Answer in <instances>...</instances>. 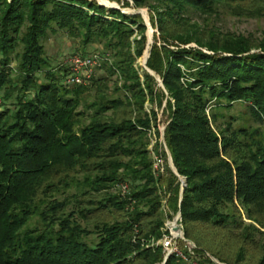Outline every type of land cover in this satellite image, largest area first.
Returning <instances> with one entry per match:
<instances>
[{"label": "trees", "instance_id": "trees-1", "mask_svg": "<svg viewBox=\"0 0 264 264\" xmlns=\"http://www.w3.org/2000/svg\"><path fill=\"white\" fill-rule=\"evenodd\" d=\"M110 1L0 0V264H164L163 193L196 246L190 254L183 243L166 264H215L207 254L264 264V39L191 19L220 9L264 19V0H132L158 30L147 68L165 91L136 67L142 16ZM58 31L102 44L114 63L67 86L68 68L55 70L45 46ZM164 101L182 194L170 166L154 173L148 149ZM238 103L245 119L231 114Z\"/></svg>", "mask_w": 264, "mask_h": 264}, {"label": "rangeland", "instance_id": "rangeland-1", "mask_svg": "<svg viewBox=\"0 0 264 264\" xmlns=\"http://www.w3.org/2000/svg\"><path fill=\"white\" fill-rule=\"evenodd\" d=\"M128 1L131 4V6L128 8H123V3L119 4L117 2H112L116 4L117 6L108 7V8L109 9L111 8L119 9L127 15L140 14L142 16L147 26V32H146L147 47H146V50L143 56L137 60L136 67L140 70L141 74H143L144 71L149 72V69L147 68L146 60L150 54L152 45L155 42L154 35L155 34L159 35V33H158V30L154 29L151 25L149 10L147 8L137 9L134 7L132 0H128ZM191 19L193 22L201 26H209L212 28H217L223 33L230 32V33H235V34H242L244 36H252L255 40L264 39V19H251V18H246V17H239V16H235L230 11L223 10V9H220L218 15L212 18H208L207 16L193 12L191 14ZM136 36L137 35H135L134 37ZM150 40L152 44H150ZM45 46H46L47 55L49 56L55 70H58V66L61 65V62H65L66 59L70 58L73 55H88V54H94V53L98 54V53H102L105 51V48L102 44L96 43V44H92L87 47H84L78 39L71 38L65 32H61V31H58L56 34L51 33L49 35V38L45 41ZM191 46H195V45L193 44ZM108 59H110L109 61L110 64L114 63L113 58H111V56L108 55ZM17 64H18L17 61H14L12 63V66L14 68H17ZM96 75L98 77L99 76L101 77L102 74L100 70L96 71ZM105 75L107 74H104L103 76ZM156 76L158 77L157 78L158 80L156 79L158 82V88L165 91V88H163L162 86L163 82L161 78L158 75ZM115 82H116V77L112 78L111 81L109 82L108 86L111 92L114 88ZM97 93L98 92L96 91V88L90 89V91L86 94L87 104L92 103L94 101ZM165 106H166V101H164L162 107L155 106V109L158 112V118H159L158 119V132L156 131L155 128H152V132L148 133V141H149L148 149L150 153L153 152L156 155L161 156L163 158V162H164L163 166H167V167L170 166L172 171L177 172L174 167V163H172L170 160L171 153L165 141V129H166L167 120H168L167 119L168 115H164ZM80 109H83V106ZM151 109H152L151 103L149 102L146 103L147 112H150ZM245 112H246V109L244 105L241 103H238L235 105L234 109L231 111V114L236 117H243V119H245L247 117L244 115ZM243 119H242V122H243ZM240 121L238 120L237 123H240ZM171 166H173V168ZM162 197L164 201L167 200L166 202H168V198H169L168 195H165L163 193ZM162 212H163L165 223L167 221H173L174 218L179 214V211L176 212L170 208L168 212L163 211V209H162ZM183 243L185 244V248L187 249V251L190 254H194V250L196 246L183 239H180L177 242V246L179 250L181 251V247ZM220 243H222V245L223 244L225 245L223 238L220 241ZM155 244L163 246L162 239ZM236 246L237 244L235 241H229V245L225 246V252L230 254L232 251L236 249ZM164 252H165V256L169 255L165 249H164ZM207 257L210 258L215 264H222L218 260L213 258L210 254H207Z\"/></svg>", "mask_w": 264, "mask_h": 264}, {"label": "built area", "instance_id": "built-area-1", "mask_svg": "<svg viewBox=\"0 0 264 264\" xmlns=\"http://www.w3.org/2000/svg\"><path fill=\"white\" fill-rule=\"evenodd\" d=\"M104 60H108V55L103 57L99 54H88V55H73L70 58L66 59L65 62H62L63 65L68 68L69 72L65 78V83L67 86H87L92 79V76L97 68L101 66V63ZM1 103V100H0ZM152 158L154 161L153 169L154 173L158 175H164L166 173V166H163V158L161 156L156 155L152 152ZM174 173L179 177L181 182V194L185 187V179L180 177L177 172ZM124 192L126 191L125 186L120 187ZM169 197V196H168ZM167 201V200H166ZM163 200L162 209L165 212H168L169 207L167 205L168 202ZM180 227L183 230L182 224V216L181 213L174 218L173 221H167L164 225L163 231V247L168 252L169 255L177 254L183 257L182 252L179 250L177 246V242L180 239L184 238L182 235L177 234L175 232L176 227Z\"/></svg>", "mask_w": 264, "mask_h": 264}, {"label": "water", "instance_id": "water-1", "mask_svg": "<svg viewBox=\"0 0 264 264\" xmlns=\"http://www.w3.org/2000/svg\"><path fill=\"white\" fill-rule=\"evenodd\" d=\"M103 6H106V5H103ZM106 7H107V6H106ZM111 9H116V8H111ZM150 39H151V37H150ZM150 44H152L151 40H150ZM149 50H150V48H149ZM149 57H150V54H149L148 58H149ZM148 58H147V60H146V64H147ZM149 72H150V74H151L152 76H154L156 79L158 78L154 72H152V71H150V70H149ZM157 80H158V79H157ZM162 86H163V83H162ZM163 88H164V86H163ZM170 160H171V162L173 163V160H172V156H171V155H170ZM171 167L173 168V166H171ZM181 202H182V196H181ZM174 230H175L176 233L178 232V234L182 235V237L184 238V240L187 241V240L185 239V233H184V231L181 230L180 227L177 226ZM188 242H189V241H188ZM190 243L193 244L192 242H190ZM169 257H170V255H167V256H166L164 264H166V262H167V260L169 259Z\"/></svg>", "mask_w": 264, "mask_h": 264}, {"label": "bare ground", "instance_id": "bare-ground-1", "mask_svg": "<svg viewBox=\"0 0 264 264\" xmlns=\"http://www.w3.org/2000/svg\"><path fill=\"white\" fill-rule=\"evenodd\" d=\"M177 234H178V232H177Z\"/></svg>", "mask_w": 264, "mask_h": 264}]
</instances>
